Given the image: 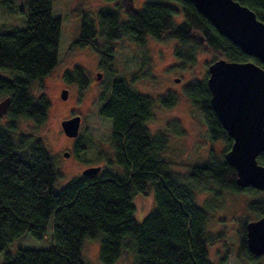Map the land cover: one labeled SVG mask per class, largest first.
<instances>
[{
  "label": "trees",
  "instance_id": "trees-1",
  "mask_svg": "<svg viewBox=\"0 0 264 264\" xmlns=\"http://www.w3.org/2000/svg\"><path fill=\"white\" fill-rule=\"evenodd\" d=\"M169 1L180 7L181 22L175 19L177 6ZM237 1L264 22V0ZM28 7L26 27L0 29V98H10L6 114L11 118L7 125L0 124V252L25 233L43 239L51 220L53 242L47 249L20 247L7 253L2 264H86L87 237H100L104 264H113L125 250L133 253V264H214L208 251L213 238L207 229V206L197 202L196 191L218 196L224 191L255 194L258 189L240 187L235 168L225 160L232 139L211 107L207 77L187 84L185 94L202 112L210 139L225 141L220 156L210 149L203 164L171 171L163 157L168 136L152 134L147 126L154 114L153 98L115 77L99 97V113L111 120L110 143L120 171L101 166L98 173H82L57 189L59 173L42 141L30 134L14 136L15 119L39 124L47 118L50 100L44 94L35 96L32 87L57 65L62 29V18L52 13L53 0H28ZM147 35L176 40L175 55L184 61L193 62L204 47L219 58L251 60L264 68L258 58L220 34L190 0H146L141 9L130 0L121 11L103 7L96 19L84 15L77 42L94 47L100 64L111 70L115 42L127 38L144 43ZM98 38L106 40L102 49ZM63 79L81 88L89 82L79 65L66 70ZM76 147L80 150L79 144ZM258 161L264 164V153ZM150 190L156 206L137 221L134 197ZM263 211L264 206L258 216ZM246 224L240 228L238 252L256 262L260 256L248 249Z\"/></svg>",
  "mask_w": 264,
  "mask_h": 264
},
{
  "label": "rangeland",
  "instance_id": "rangeland-1",
  "mask_svg": "<svg viewBox=\"0 0 264 264\" xmlns=\"http://www.w3.org/2000/svg\"><path fill=\"white\" fill-rule=\"evenodd\" d=\"M53 0L52 13L62 18L58 63L42 80L32 87L35 96L44 94L50 100L47 118L35 123L26 118L15 119L19 133L30 134L40 139L53 157L59 173L56 188L63 187L70 179L82 174L89 166L100 165L120 171L114 162L110 143L111 120L103 117L99 109L103 101H98L101 86H106L115 77L129 81L132 89L151 96L154 100L153 117L147 122L152 134L165 133L169 141L163 151L164 159L169 162L171 171L186 172L189 167L203 164L208 159L210 149L221 155L225 150V141L211 140L203 114L193 106L185 94V86L208 76V64L218 59V55L202 47L193 62L184 61L175 55L176 40L165 37L162 40L147 35L144 43L133 42L127 38L115 42L112 69L103 72L100 85L96 83L95 71L99 67V52L91 45H81L80 26L84 15L96 19L101 8L121 11L128 7L130 0ZM136 9H141L146 0H131ZM177 6L175 2H170ZM120 4L122 8L120 7ZM124 4V7H123ZM119 5V6H118ZM175 17L183 20L180 7ZM28 0H0V29L24 28L28 18ZM124 17V14H122ZM98 47L106 42L98 38ZM75 65L82 67L89 79V88L82 89L76 82L67 83L63 79L66 70ZM101 71V70H100ZM179 78V81L176 80ZM92 86V87H91ZM62 88L68 89L66 99L61 97ZM108 94H106V98ZM3 98V97H2ZM0 98V99H2ZM100 99V98H99ZM166 99V103L162 100ZM81 117L78 135L68 137L61 121L73 115ZM11 118L5 114L0 124L7 125ZM79 144L77 148L76 145ZM68 152V156L65 155ZM197 202L207 206V229L212 236L208 245L209 255L214 264H264V255L256 262L238 252L241 226L244 222L256 220L263 206L261 193L224 191L215 196L213 193L196 191ZM262 198V200H260ZM136 219L143 217L155 208L152 191L138 193L134 197ZM100 237L85 238L83 257L86 264H104L100 258ZM52 220L47 226V234L41 239L33 238L29 233L13 240L0 252V264L7 253L14 254L20 247L47 249L52 246ZM134 255L125 250L113 264H133Z\"/></svg>",
  "mask_w": 264,
  "mask_h": 264
},
{
  "label": "water",
  "instance_id": "water-1",
  "mask_svg": "<svg viewBox=\"0 0 264 264\" xmlns=\"http://www.w3.org/2000/svg\"><path fill=\"white\" fill-rule=\"evenodd\" d=\"M190 1L220 34L264 63V22L255 11L237 0ZM100 78L99 73L97 79ZM206 82L211 107L232 139L224 157L236 170L237 184L264 193V164L258 161L264 153V68L251 60L240 62L221 57L209 63ZM67 95L68 89L63 88L61 97L66 99ZM9 103V97L0 100V117L7 113ZM80 123L81 117L76 114L63 119L61 126L73 138L78 135ZM100 170L101 166H89L82 173L90 175ZM246 239L253 255H264V212L247 222Z\"/></svg>",
  "mask_w": 264,
  "mask_h": 264
},
{
  "label": "flooded vegetation",
  "instance_id": "flooded-vegetation-1",
  "mask_svg": "<svg viewBox=\"0 0 264 264\" xmlns=\"http://www.w3.org/2000/svg\"><path fill=\"white\" fill-rule=\"evenodd\" d=\"M209 65V64H208ZM101 70V71H100ZM102 71H106V68L104 67V65L102 66L101 64H100V62H99V67L98 68H96V71H95V79H96V83H95V85L93 86V87H97L98 85H100V82H101V78H102V75H103V72ZM101 74V78L100 79H97V75L98 74ZM126 80V79H125ZM127 81V80H126ZM128 82V84L130 85V83H129V81H127ZM111 83L109 82V84L108 85H106V86H101V90H100V92L98 93V101L100 102V101H102L101 99H99V97H100V95H101V93L102 92H106V90H108L107 88L109 87V85H110ZM131 86V85H130ZM90 87V84H89V82H88V84L86 85V86H82V89H85V88H89ZM92 87V86H91ZM132 88V87H131ZM63 89V88H62ZM136 91V90H135ZM138 92V91H137ZM140 93V92H139ZM258 192L259 193H261L262 195H263V199H264V193H263V191H261V190H258ZM264 212V211H263ZM263 215V214H262ZM261 215V216H262ZM261 216H258L257 217V219L259 218V217H261Z\"/></svg>",
  "mask_w": 264,
  "mask_h": 264
},
{
  "label": "bare ground",
  "instance_id": "bare-ground-1",
  "mask_svg": "<svg viewBox=\"0 0 264 264\" xmlns=\"http://www.w3.org/2000/svg\"><path fill=\"white\" fill-rule=\"evenodd\" d=\"M126 1V0H125Z\"/></svg>",
  "mask_w": 264,
  "mask_h": 264
}]
</instances>
